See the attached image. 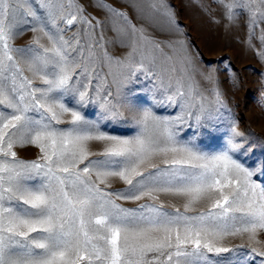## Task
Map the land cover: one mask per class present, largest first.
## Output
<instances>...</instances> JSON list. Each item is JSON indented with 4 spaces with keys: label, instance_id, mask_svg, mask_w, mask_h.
<instances>
[{
    "label": "snow or ice",
    "instance_id": "6c2138e0",
    "mask_svg": "<svg viewBox=\"0 0 264 264\" xmlns=\"http://www.w3.org/2000/svg\"><path fill=\"white\" fill-rule=\"evenodd\" d=\"M21 4L28 5L23 15L33 18L26 30L42 35H34L29 46L14 48L10 41L20 34L14 22ZM237 6L248 11L253 24L257 14L264 20V0H234L225 6L229 19ZM73 7L76 13L66 11L63 0H0V106L11 110H0V264H256L258 258L264 264V250L252 246L261 243L258 235L264 232V181L253 179L264 175V166L250 168L235 158L240 149L236 138L243 133L233 122L226 147L211 155L178 139L181 125L196 136L219 124V116H213L224 107L219 92L210 89L215 99L208 106L201 102L203 97L197 99L190 60L165 83L152 70L158 67L156 57L149 59L137 38L163 52L160 43L135 25H130V44H121L130 51L115 60L120 70L109 71L110 83L102 80L94 45H103L90 40L89 32L65 38L76 24L92 27L83 9L67 0V8ZM148 7L160 10L155 3ZM14 54L23 59L32 79L24 75ZM103 59L111 63L113 58L105 51ZM138 72L148 82L159 81L149 89L152 106L142 110L130 97L133 92L137 97L147 93L125 91L139 83ZM200 75L215 84L211 73ZM94 80L101 81L91 90L100 96L102 113L123 117L121 109H127L141 126L137 136L109 135L97 122L85 119L82 109L94 103L89 91ZM155 106L179 111L172 118L160 117L153 112ZM65 116L70 117V127H56ZM185 117L194 123H186ZM91 142L99 143L101 150L91 151ZM27 145L39 149L36 160L18 158L16 149ZM114 179L128 187L108 191ZM159 193L184 197L185 213L202 199L211 207L190 216L153 203L126 208L116 202L155 201ZM245 235L250 246L243 259L239 249L218 243ZM209 253L216 258L210 259Z\"/></svg>",
    "mask_w": 264,
    "mask_h": 264
},
{
    "label": "rangeland",
    "instance_id": "374dc122",
    "mask_svg": "<svg viewBox=\"0 0 264 264\" xmlns=\"http://www.w3.org/2000/svg\"><path fill=\"white\" fill-rule=\"evenodd\" d=\"M63 2L66 11L76 13V7L68 9L67 0H63ZM107 2L112 3L114 7L109 9ZM117 2L118 0H73L74 5L83 9L82 15L90 21L92 27L89 28L88 24H76L64 33L65 38L68 39L75 32H79L81 36H83V32H89L90 40H95L99 45H103L102 48L94 45L100 60L96 68L100 73V78L110 83L109 71L120 70L115 64V60L124 58L130 51L129 47H121V44L128 45L131 42L130 25H135L137 28L143 27L145 35L151 41L160 43L163 49V52H160L153 43H142L137 38V43L141 45V51L147 54L149 59L153 56L156 57L158 67H153L154 73L162 76L164 82L167 83L168 78L178 76L179 70L185 67L190 60V72L194 77L191 82L196 89L197 99L203 97L201 102L206 106L210 105L215 99L210 89L215 87L224 105L220 108L219 113L213 111L214 117L219 116L220 122L217 126L211 130H202L193 136L191 130H186L185 125H181L178 130V139L182 143L194 145L196 149L205 154H215L223 151L226 147L230 127L235 122L237 130L243 133V136L236 138L240 149L235 158L250 168L264 166V41L261 40V37H264V20L259 18V14L253 24L248 11H242L237 6L233 8L232 18L229 19L226 15L228 9L225 6L234 3V0H219V2L217 0H143L137 4L140 7L134 10L132 15H129V13H125L127 5ZM149 3H155L160 10L155 11L149 8ZM142 5L143 12L139 11L142 9ZM253 7L255 8V6ZM17 8L14 30L20 34L16 35L10 43L14 48H24L32 44L34 35L42 34L26 30L33 23L31 16L23 15L28 5H17ZM117 12L124 13L125 16L116 15ZM164 12L168 14H162ZM60 26L64 27L63 24ZM41 43L47 45V39L42 38ZM168 44H171L172 47H168ZM105 51L113 58L111 63L104 61L103 52ZM165 54L171 59H166ZM14 55H16L21 68L24 69V75L32 79V74L27 71L23 59L17 54ZM135 59L138 63L141 59L140 55L138 54ZM144 63L151 67L148 60H145ZM172 67L177 69L176 73L170 71ZM201 73H211L215 78V84L206 82L200 75ZM137 75L140 77L139 83L128 85L125 91L139 89L141 92L147 93L137 97L133 92L130 97L134 101L135 108L142 110L152 106V93L149 92V89H152L154 84L159 81L148 82L142 72H138ZM33 83L40 85L38 79H34ZM100 83V80H94L90 86L89 91L94 103L82 109L85 119L97 122L100 131L109 135L124 138L137 136L141 126L131 118L127 109H121L124 113L123 117L111 118L102 113L99 107L100 96L91 90L94 87H100ZM104 87L107 88L108 85L105 84ZM108 90L114 91L112 88ZM103 91L104 89L101 88V93ZM0 110L6 113L11 111L3 106H0ZM178 111L179 109L176 108L153 107V112L160 117L172 118ZM62 120L64 123L56 125V127L65 129L70 127L68 123L70 117H62ZM185 121L194 123L188 117H185ZM89 147L91 151L98 152L102 146L99 143L91 142ZM16 151L18 158L25 161L36 160L40 155L39 149L32 145L17 148ZM154 162L160 164V157H155ZM253 179H258V182L264 181V175L258 178L253 177ZM101 187L105 186L101 185ZM127 187L128 185L122 181L114 179L107 190L122 192ZM158 195L159 199L155 201L145 198L135 202L117 199L116 202L126 208H135L140 203H153L162 206L165 211L174 213L176 209H179L181 213L190 216L206 212L211 207L207 199H202L203 201L195 203L185 213L186 199L184 197L164 193ZM113 199L116 197L113 196ZM258 239L261 243L252 246L264 250V232L258 235ZM218 243L229 248L239 249L243 254L239 255L240 259L244 258L250 246L246 235L225 237ZM221 255L229 256L232 253H222ZM208 256L213 260L216 258L214 253H209ZM256 264H259V258Z\"/></svg>",
    "mask_w": 264,
    "mask_h": 264
},
{
    "label": "bare ground",
    "instance_id": "6f19581e",
    "mask_svg": "<svg viewBox=\"0 0 264 264\" xmlns=\"http://www.w3.org/2000/svg\"><path fill=\"white\" fill-rule=\"evenodd\" d=\"M106 1V0H105ZM110 1V0H109ZM143 2V0H118V2L117 3H122V4H125V5H127V7L125 8L126 9V11H125V13L127 12V13H129V15H132V13L134 12V10H137L138 9V7H140V6H137V4L139 3V2ZM91 2V1H90ZM103 2V1H102ZM99 3V2H98ZM104 3V2H103ZM110 3V2H109ZM108 2H107V4H108V6L110 7L109 9H111V7H114L113 5H112V3H110L109 4ZM104 5V4H103ZM115 5V4H114ZM117 5V4H116ZM133 5H136V7L134 8L133 7ZM141 5V4H140ZM91 6V5H90ZM93 6V8H94V5H92ZM100 6V5H99ZM107 6V7H108ZM118 7H121V6H118ZM142 7V9H143V5L141 6ZM95 8H97V7H95ZM99 8V7H98ZM104 8H105V6H104ZM123 9V8H122ZM101 10H102V7H101ZM95 11V10H94ZM116 11V10H115ZM136 12V11H135ZM93 13V12H92ZM107 13V12H106ZM117 13H119V12H117ZM109 14V13H108ZM135 14V13H134ZM127 15V14H126ZM136 16V15H135ZM141 16V15H140ZM116 17V16H115ZM122 17V16H121ZM129 17V16H128ZM134 17V16H133ZM117 18V17H116ZM96 24V23H95ZM117 27V26H116ZM86 31V30H85ZM84 33V32H83ZM119 38V37H118ZM127 42V41H126ZM203 201V200H202Z\"/></svg>",
    "mask_w": 264,
    "mask_h": 264
}]
</instances>
